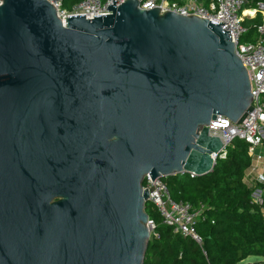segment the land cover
Masks as SVG:
<instances>
[{"label":"water","instance_id":"1","mask_svg":"<svg viewBox=\"0 0 264 264\" xmlns=\"http://www.w3.org/2000/svg\"><path fill=\"white\" fill-rule=\"evenodd\" d=\"M1 2L0 264H144L147 176L208 175L211 121L253 111L226 22Z\"/></svg>","mask_w":264,"mask_h":264},{"label":"built area","instance_id":"2","mask_svg":"<svg viewBox=\"0 0 264 264\" xmlns=\"http://www.w3.org/2000/svg\"><path fill=\"white\" fill-rule=\"evenodd\" d=\"M54 5L59 18L65 24L69 17L107 16L113 3L122 4L125 0H80L68 11L63 8L62 0H48ZM143 10H161L181 16H199L212 21L227 32H231L236 53L241 59L251 84L254 96L253 111L247 113L242 122H233L225 116L212 120L209 134L221 140L223 148L215 160L225 159L234 141L242 140L248 144L250 165L245 170L244 182L251 190L253 204L261 209L264 218V0H138ZM2 4L0 0V5ZM254 30L253 38H249ZM216 163V162H215ZM187 174V173H185ZM181 174V175H185ZM192 178L195 174H189ZM143 189L149 192V203L162 218V225L173 229L174 234L191 237L199 244L203 239L196 231L195 224L199 213L188 202H177L164 179L153 181L147 176ZM148 227L151 236L156 232V223L149 217Z\"/></svg>","mask_w":264,"mask_h":264},{"label":"trees","instance_id":"3","mask_svg":"<svg viewBox=\"0 0 264 264\" xmlns=\"http://www.w3.org/2000/svg\"><path fill=\"white\" fill-rule=\"evenodd\" d=\"M80 0H62L70 11ZM253 38L255 31H249ZM248 144L234 141L225 159H218L211 173L192 178L189 174L165 178L177 202H188L200 217L195 224L203 244L174 234L162 225L153 205L146 206L156 223L144 264H239L251 256L264 257V218L253 204L244 182L250 165Z\"/></svg>","mask_w":264,"mask_h":264},{"label":"rangeland","instance_id":"4","mask_svg":"<svg viewBox=\"0 0 264 264\" xmlns=\"http://www.w3.org/2000/svg\"><path fill=\"white\" fill-rule=\"evenodd\" d=\"M239 264H264V257L251 256Z\"/></svg>","mask_w":264,"mask_h":264}]
</instances>
